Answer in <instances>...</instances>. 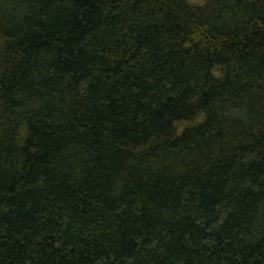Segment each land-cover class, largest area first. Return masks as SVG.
Listing matches in <instances>:
<instances>
[{
    "label": "trees",
    "instance_id": "16d2710c",
    "mask_svg": "<svg viewBox=\"0 0 264 264\" xmlns=\"http://www.w3.org/2000/svg\"><path fill=\"white\" fill-rule=\"evenodd\" d=\"M0 264H264V0H0Z\"/></svg>",
    "mask_w": 264,
    "mask_h": 264
},
{
    "label": "rangeland",
    "instance_id": "374dc122",
    "mask_svg": "<svg viewBox=\"0 0 264 264\" xmlns=\"http://www.w3.org/2000/svg\"><path fill=\"white\" fill-rule=\"evenodd\" d=\"M193 2H202L203 0H191Z\"/></svg>",
    "mask_w": 264,
    "mask_h": 264
}]
</instances>
